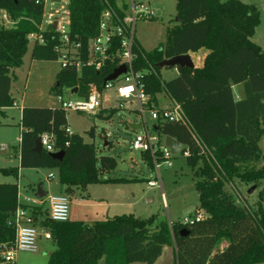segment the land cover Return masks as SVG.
<instances>
[{
  "label": "trees",
  "instance_id": "1",
  "mask_svg": "<svg viewBox=\"0 0 264 264\" xmlns=\"http://www.w3.org/2000/svg\"><path fill=\"white\" fill-rule=\"evenodd\" d=\"M36 1L0 0V11L15 22L12 28L0 27V111L15 101L11 96L15 69L24 63L28 34L41 21L42 6ZM109 8L123 17L128 1L119 5L117 0H72L70 37L81 43L84 56L90 39L99 33L102 12ZM177 12L179 23L168 31L165 47L147 51L135 40L133 67L141 73L139 80L150 105H156L158 94L166 92L182 104L195 130L193 133L189 126L177 122L156 125L160 135L182 143L184 155L189 152L186 162L196 179L206 218L170 224L160 215L121 214L90 224L70 219L58 222L49 218L48 210L37 207L32 211L36 219L45 216L41 225L56 245L48 264H154L167 246L175 248V264L264 263V152L260 144L264 137V49L252 39L261 23L260 10L241 0H178ZM46 36L45 44L33 46L32 58L58 60L61 41L55 34ZM203 48L209 52L203 67H178L176 77L162 79L157 63ZM120 63L117 58L100 69L84 67L81 71L63 67L55 88H78L77 97L87 98L93 84L103 91L105 78ZM236 84L244 87L245 97L240 100L233 90ZM20 126V167L57 170L69 193L90 183L118 180L102 179L98 173L115 170L116 158L101 156L98 169L95 144L85 142L79 134H66L68 119L63 108L24 107ZM45 132L55 135V149L65 152L62 160L45 150L41 154L34 151L36 139ZM89 133L95 137L94 127ZM195 136L213 155L203 154L204 144ZM142 155L154 168L149 153ZM10 171L18 178V169ZM239 182L262 185L255 206L238 197ZM17 198V182L0 183V244L15 238V228L9 222Z\"/></svg>",
  "mask_w": 264,
  "mask_h": 264
},
{
  "label": "rangeland",
  "instance_id": "2",
  "mask_svg": "<svg viewBox=\"0 0 264 264\" xmlns=\"http://www.w3.org/2000/svg\"><path fill=\"white\" fill-rule=\"evenodd\" d=\"M128 1V0H126ZM227 1V0H221ZM248 4H254L260 10L261 23L256 29L252 39L264 47V0H241ZM124 0H117L122 5ZM143 2L156 12L152 18H138L135 23V40L140 42L147 50L157 47H165L168 42V31L179 21L177 20L178 0H135ZM14 20L10 19L4 11H0V27H14ZM33 42L29 43L28 51L24 56V63L15 69L11 94L17 105L2 108L0 111V183L17 182L21 186V198L34 195L36 187L41 183L50 194H66L70 196V220H81L86 223H93L97 220H104L116 214H134L143 218L152 215H160L169 223H180L184 217V211L195 206L196 211L204 212L201 207L199 192L191 168L186 162V155L181 151L173 154L168 160H161L160 175L165 194L163 200L161 189L147 187V180L156 179V170L150 168L145 162L141 152L132 147V141L137 131L130 127L133 122H139L138 102L135 99L122 100L118 97L115 87H107L102 91L103 110L98 115H89L81 112L67 111L68 125L73 133L81 135L85 142L94 143L97 150V167L101 156L116 158L118 166L115 170L101 172L102 179L116 178L115 181H100L88 184L85 188H75L74 193L66 192L62 188L58 173L55 169L20 167L17 150L20 146L22 127L20 126L23 107H58L57 97L60 95L65 100L78 98L72 89L66 86L55 88L57 75L63 68L62 59L58 60H37L32 58ZM206 49V48H205ZM194 63L200 56L198 53H191ZM176 67H165L161 70V77L168 81L176 77ZM122 81L119 77L116 82ZM117 85V84H116ZM239 88H237L238 90ZM172 99L166 92L158 94L157 104L159 107L171 103ZM122 105V106H121ZM112 109H115L111 117H107ZM149 126L156 124L149 113H146ZM94 127L95 137L89 133ZM110 133V136H106ZM163 139L166 136L161 135ZM106 141L111 142L106 145ZM261 147L264 152V137L261 139ZM7 146V149L4 148ZM260 167L263 163L258 164ZM18 169V178L10 170ZM53 173L54 177L49 178ZM134 179V180H132ZM137 179V180H135ZM238 197L246 200L250 205L255 206L259 199L262 185H256L252 192H249L254 185L238 183ZM124 192V195L120 194ZM82 198L79 202L78 199ZM91 203L92 205H88ZM111 203L114 206L111 207ZM129 204V207L122 208L115 213V205ZM103 204V205H102ZM264 206V193L262 195ZM88 205V206H87ZM120 207V206H118ZM111 209V211H110ZM111 212L107 215V212ZM195 211V212H196ZM92 212H96L93 216ZM107 216V217H106ZM194 218V213L189 215ZM45 216H40L36 226L40 230L38 237L39 250L37 252L20 251L17 254L15 264H48L50 254L55 250L56 245L52 240L45 239L44 228L41 221ZM144 264V263H133ZM154 264H175V257L172 249L167 246L163 256ZM264 264V263H260Z\"/></svg>",
  "mask_w": 264,
  "mask_h": 264
},
{
  "label": "built area",
  "instance_id": "3",
  "mask_svg": "<svg viewBox=\"0 0 264 264\" xmlns=\"http://www.w3.org/2000/svg\"><path fill=\"white\" fill-rule=\"evenodd\" d=\"M36 2L42 6L41 21L37 25V29L28 34V40L29 42H33L34 45L45 44L47 42L46 34H55L62 45L59 49L61 53L59 58L62 59L63 67L74 68L76 71H81L84 67L100 69L109 61H114L117 58L120 59V65L123 63L127 65V73L120 76L122 77V81L108 82L105 88L115 87L120 99L127 101L135 99L138 102L137 111L140 121L137 123H141L142 130L136 132L132 141V147L142 154L149 153L152 157L157 174L156 179L151 178L147 180V186L150 189L160 188L164 200L165 194L159 171L162 166L160 159L165 160L169 164L168 160L173 154L165 144V139L161 137L158 131L154 130V126L159 122H177L189 126L193 133H195V130L182 104L179 102L172 100L170 105L162 107L154 103L150 105L149 95L145 90L144 84L139 80L141 73L136 72L133 67L134 59L137 57L133 53L135 23L138 18L155 17L156 12L145 3L135 2V0H128V9L123 17H119L117 11L113 8L104 10L100 16L99 33L90 39L88 53L84 56L81 50V43L72 41L70 37L72 0H37ZM116 40H118V44L115 43ZM101 97L102 91L93 84L90 86L87 98L78 97L65 100L59 95L57 102L59 107L66 111L97 115L103 110ZM14 105H17V103L14 102ZM146 113H149L151 118L156 121V124L152 127L148 124ZM64 130L67 135L71 136L74 134L69 125ZM106 136H110V133ZM39 137L43 150L49 153L57 152L55 149V135L53 133L45 132ZM195 137L201 145L204 144L200 138ZM4 148L7 149V146H4ZM203 149L204 155L212 154L205 147V144ZM188 154L189 152L187 151L185 155ZM49 177L53 178L54 175L50 174ZM21 195V186L18 183V204L9 222L15 228V238L13 241L0 244V264H15L17 254L20 251L37 252L39 250L37 241L40 236V230L36 226V223L39 221L36 219L32 209L38 207L48 210V216L53 221L65 222L70 219V196L66 194H51L42 198L34 194L27 196L24 202ZM46 205L48 206L46 207ZM195 211L196 208L192 212L194 213V218H190L189 215L191 214L185 215L182 222L185 224L193 223L194 221H201L206 218L207 214L205 211ZM43 235L47 240H51L52 238L51 233L46 229H44Z\"/></svg>",
  "mask_w": 264,
  "mask_h": 264
},
{
  "label": "water",
  "instance_id": "4",
  "mask_svg": "<svg viewBox=\"0 0 264 264\" xmlns=\"http://www.w3.org/2000/svg\"><path fill=\"white\" fill-rule=\"evenodd\" d=\"M177 20L179 21V17H177ZM55 27V25H54ZM157 66L160 68L165 67H187V68H195L196 65L192 59L191 54H183V55H176L171 58H165L159 63H157ZM127 73V65L125 63L121 64L119 67H117L112 73H110L104 80L103 86L105 87L108 82L116 81L120 76ZM78 88H75L72 93H77ZM130 127L135 131L142 130L141 123H131ZM154 130L158 131V127L154 126ZM107 144V143H105ZM165 144L170 148L172 154L179 153L183 146L180 141L175 139L172 136H166L165 137ZM34 151L41 154L43 152V147L40 141V137L36 139ZM50 155L56 159V160H62L64 158L65 152L64 151H57L54 153H50ZM255 186L252 187V189L249 192H252L255 189ZM48 195V192L44 190L43 185L39 183L36 187L35 196L42 198ZM195 206H190L184 211V216L191 214L195 210ZM185 229L182 230L184 232Z\"/></svg>",
  "mask_w": 264,
  "mask_h": 264
},
{
  "label": "crops",
  "instance_id": "5",
  "mask_svg": "<svg viewBox=\"0 0 264 264\" xmlns=\"http://www.w3.org/2000/svg\"><path fill=\"white\" fill-rule=\"evenodd\" d=\"M261 46V45H260ZM262 47V46H261ZM263 49H264V47H262ZM208 50L207 49H205V48H203L201 51H200V56H199V59H198V61L195 63V65H196V67H199V68H201V67H203L204 66V62H205V59H206V57H207V55H208ZM179 74V70L177 69V73H176V76ZM237 88H239L238 90H237ZM233 90H234V93H235V96H236V98L238 99V100H240V99H242V98H244L245 97V92H244V87H243V84H236V85H234L233 86ZM76 94V93H75ZM11 96H12V94H11ZM12 98H13V96H12ZM14 99V98H13ZM15 100V99H14ZM166 105H170V103H168V104H166ZM165 105V106H166ZM24 108V107H23ZM22 108V109H23ZM133 123H137V122H133ZM106 145H109L108 143H109V141H106ZM33 169H36V170H38V169H40V168H33ZM46 169V168H45ZM57 171V170H56ZM18 172H19V175H20V171L18 170ZM57 173H58V171H57ZM50 174H53V173H50ZM49 174V175H50ZM50 178V177H49ZM61 184V183H60ZM61 186H62V188L63 189H66L65 188V186L64 185H62L61 184ZM148 187V186H147ZM43 188H44V190H46L47 192H48V195H51L50 194V189L48 188V189H46L44 186H43ZM150 189V188H149ZM36 191V190H35ZM73 193V192H72ZM62 194V193H61ZM65 194V193H64ZM120 194H122V195H124V192H122V191H120ZM79 199H81V200H79ZM78 199V201L79 202H81L82 201V198H79ZM88 205H92L91 203H89ZM87 205V206H88ZM103 205V204H102ZM48 205H46V207H47ZM112 206H114V203H111V207ZM116 206V209L115 210H112V211H114L115 213H117L118 211H120V209H122V208H126V207H129L130 205L129 204H124V203H122L121 205H115ZM118 206H120V207H118ZM110 211H111V209H110ZM111 212H107V215L108 214H110ZM125 214V213H124ZM92 215L93 216H95L96 215V212H92ZM116 215H121V214H116ZM116 215H114V216H116ZM113 216V217H114ZM107 217V216H106ZM108 218H111V217H108ZM107 219V218H106ZM105 220V219H104ZM95 222V221H94ZM90 224V223H89ZM169 248H171L172 249V252H173V254H174V257H175V248L174 247H170L169 246ZM163 256V255H162ZM161 256V257H162ZM160 257V258H161ZM159 258V259H160ZM158 259V260H159ZM157 260V261H158Z\"/></svg>",
  "mask_w": 264,
  "mask_h": 264
}]
</instances>
